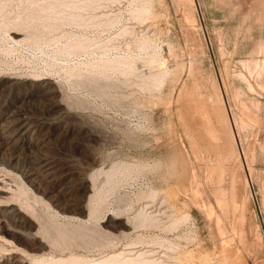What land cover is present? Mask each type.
<instances>
[{
  "label": "rangeland",
  "instance_id": "1",
  "mask_svg": "<svg viewBox=\"0 0 264 264\" xmlns=\"http://www.w3.org/2000/svg\"><path fill=\"white\" fill-rule=\"evenodd\" d=\"M13 1L14 8L20 0ZM80 2L78 10L67 8L80 15L77 23L53 21L48 38L42 35L57 36L47 52L43 39L38 49L9 55L0 47L1 72L22 78L36 70L68 95L50 110V128L13 137V150L31 160L16 173L47 218L57 209L48 207L50 195L79 212L93 192L92 168L116 163L121 176L105 208L142 211L153 224L101 241L74 234L61 243L65 256L135 250L154 264H264V0ZM56 3L51 14L63 8ZM75 40L85 48H71ZM118 61H125L122 69ZM26 81L19 90L0 87V129L45 109ZM67 126L99 131L103 140L89 142ZM32 166L43 180L39 193L26 179ZM49 183L57 187L43 195Z\"/></svg>",
  "mask_w": 264,
  "mask_h": 264
},
{
  "label": "bare ground",
  "instance_id": "2",
  "mask_svg": "<svg viewBox=\"0 0 264 264\" xmlns=\"http://www.w3.org/2000/svg\"><path fill=\"white\" fill-rule=\"evenodd\" d=\"M56 1L57 0H24L23 1L24 4H23V3H20L21 2L20 0V2L15 1L16 5H18L17 3H20L19 6L15 8L16 6L15 5L13 8L11 6L13 5L12 4V2H14L13 0H0V39H1L0 42H2V44L0 43V47L5 46L4 47L5 53L9 55L11 54L12 51L15 52L14 49H17L20 47L21 48L27 47L29 49L30 48L38 49L40 48L39 44L42 42V39H43V42H45V48L47 52L48 51L47 48H49L50 45L54 46L53 43H57V40H55V37L57 38V36H55L54 38H51L54 35L53 34L50 37L51 39H47L48 37L45 35L46 32H49V31L51 32L52 28L55 27L53 26L52 22L57 21L60 23L61 21L62 23L59 24L60 26L61 24H63V22L65 23V21H69V23L70 21L76 22L77 17H80V15L77 16L76 12H75L76 15L74 13L70 14L67 12V8L68 9L69 7L75 8L76 5H78L76 3L77 0L76 1L62 0L61 3H60L61 0H59V3L62 5L63 8L59 12L57 11L58 13L51 14V11H53L52 9L55 8V4H58L56 3ZM42 35L47 38L45 39ZM46 43L49 44L48 47H46L47 45ZM70 46L73 49L76 48L77 50H79V49H84L86 45L82 40L81 41L75 40V41H72ZM53 50H54V47L52 51ZM121 61H123V59ZM116 64H118L117 68L122 69L121 67H123V65L125 64V61L124 62L118 61ZM8 65L9 64H7V66ZM9 67L10 68L12 67L11 64L9 65ZM3 71H7V70H3ZM36 72L37 71L35 70V73L29 74L28 76L23 75L24 77L21 78V76L17 74L18 72L17 73L6 72L7 74H4L0 70V87L4 86L5 83H9L8 87L16 86V89L19 90L20 89L19 87L21 86L20 80L21 79L25 81L27 80L26 82L28 83H26L25 85L24 84L22 85L25 86L28 89V91H30L29 92L30 96H37L39 103H41V107L43 106L45 108L43 111L39 112V114L36 113L37 115L34 117L28 114L21 118L19 117L17 119H12L9 123L7 122L8 124H4V127L0 129V137L1 139H4L2 146H0V247L1 246L4 247V248L2 247L0 248V264H115V263L117 264H147L148 259L146 260L142 256L146 251L137 253V252H134L135 250L133 249L134 251L131 250L128 252L123 251V252L108 253L107 255L105 254L104 257H100V258H88L87 256L82 257L80 254L76 255L74 253H71V255L69 256H65L67 253L65 254L66 249L64 250V248L66 247H64L63 249L62 247L60 248L61 243L63 241L67 242V240H69L68 238L70 237L73 238L74 234H78L79 236H81V238L82 237L84 238L86 236L85 237L86 239L87 237H91V238L97 237L98 239L101 237H106V236H111V235H114L115 237V234H113L114 231L125 235V234H128L130 230L133 231L135 229H138L142 225H145L146 223L147 224L152 223L150 221V218L148 219L146 216H144L146 213L144 214L142 211L135 214L134 216H131L129 213H125L123 215L125 211L122 213L123 208L121 209L119 206L111 209V211L105 208L104 202L106 201V196H107L106 193L107 191L109 192L116 188L117 178L121 176L119 172L120 168L116 166V163L111 164V166H109L108 169H105V167H100V168L93 167L92 168L88 176L92 184L91 189L93 192L88 196L89 198L87 200H85L84 198L85 200L84 204L83 203L81 205L79 204L81 208V211L79 212H76L77 210L74 211L73 208H72L73 210H70V209L65 210L64 209L65 205L63 206V209H62L61 207L62 200L58 198V195H50V196L48 195L50 199L49 201H51L50 202L51 205L48 204L49 205L48 207L52 208L51 206H53L52 209L54 210V206H55L57 209L54 210V212L56 213V214L54 213L55 215L49 214L51 216H48L46 218L44 215L40 214L41 210L40 209L38 210V207L35 203L36 200H34V202L31 201L30 197H32V199H37L35 196L36 194L35 195L32 194V196L29 194V190H28L29 188L25 186V183L21 179V177L19 179V176L17 174L18 172L16 173V171L21 170L22 168H24V166L27 167L28 165H30L31 160L28 157L27 158L23 157L21 154L22 152L19 153L18 151H16L17 152L16 154L15 150H13L12 148V146L15 144V142H13L12 139L16 134L21 133L25 136H28V135L37 133L39 129L43 131L44 129L50 128L51 124L53 123L51 121V118L49 117L51 114L50 110L55 105H63L64 104L63 101H66V98L68 96L67 94H65L67 92L64 91L65 89H63L64 87L60 82L55 80L52 76L39 77L38 76L39 74ZM156 74L154 78L158 77L159 75L157 74L156 76ZM32 75L37 76V77H33ZM38 81H41V82H38ZM71 105L69 104V106ZM38 106H40V104ZM63 110L68 112L69 110L68 105ZM57 112L58 111H56L55 114H57ZM66 130H68L71 133H75L76 136L78 134L79 135L83 134L85 137L88 138L89 142L90 141L100 142L101 140H103L102 134L100 135L98 133L99 131L96 132L93 129H89L85 127H79V128L71 127L68 129V126H67ZM87 138L85 140H87ZM84 144H87V143H84ZM71 150L73 152L72 148ZM68 153H70V151ZM47 154L50 156L51 153L50 154L47 153ZM74 155L75 154H73V156ZM70 159L72 158L70 157ZM49 164L50 163H48V165ZM48 165L46 164V165H42V166L40 165V166L44 171L46 170L44 168ZM92 165H93V161L91 160L90 166ZM32 167H29L26 173V176H27L26 179L29 180V183L34 188V190L37 193H39L41 192V188H42L41 181L43 180L40 181L38 179V177L36 176L38 172H36V170L34 169L35 166L33 168ZM118 174L120 175L118 176ZM101 176H103V179L99 180ZM47 186H45L43 195L47 194V192L49 191L55 190V187H57V185H52L50 183H49V187ZM104 209L106 210L104 211ZM156 209L158 210V208ZM85 238L84 240H86ZM97 239H94V240H96V242L99 243V241L101 240L98 239L99 241H97ZM84 240H81V241L84 242ZM91 243L89 241V244ZM70 244H72V242H70ZM82 244L83 243L81 242V245ZM77 245L79 244L77 243ZM80 247L82 248V246ZM86 247L88 249V246ZM68 248L72 251L74 249V248L71 249L70 247ZM30 250H33V252ZM66 252H68V250ZM150 261H152V259ZM150 263L148 262V264Z\"/></svg>",
  "mask_w": 264,
  "mask_h": 264
},
{
  "label": "water",
  "instance_id": "3",
  "mask_svg": "<svg viewBox=\"0 0 264 264\" xmlns=\"http://www.w3.org/2000/svg\"><path fill=\"white\" fill-rule=\"evenodd\" d=\"M87 190H89V189H87Z\"/></svg>",
  "mask_w": 264,
  "mask_h": 264
}]
</instances>
